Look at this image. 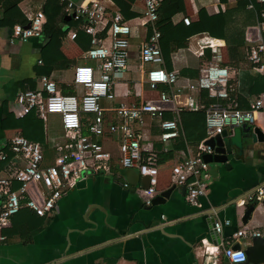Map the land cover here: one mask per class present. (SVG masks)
<instances>
[{"label": "crops", "instance_id": "obj_1", "mask_svg": "<svg viewBox=\"0 0 264 264\" xmlns=\"http://www.w3.org/2000/svg\"><path fill=\"white\" fill-rule=\"evenodd\" d=\"M114 1L132 23L142 13V0ZM182 3L184 12L172 16L175 24L184 16H189L190 22L196 20L200 7L205 8L208 15L219 11L225 13L226 22L222 29L224 37L197 31L185 39V47L171 52V69L178 72L179 82L196 77L191 76L193 70H197L195 73L198 74L201 60L210 57L207 42L216 39L224 43L220 47L222 64L230 68L233 103L240 108L248 107L256 94L264 92V78L259 76L263 74L252 68L249 54L254 49L248 46L252 44L245 39V33L253 31L252 26L258 22L257 12L254 8H246L245 0H182ZM12 5L10 0H0V18L4 7ZM14 6L22 14L42 8L45 21L39 36L14 42L8 39L11 27L0 24V148L7 144L8 137L15 130H19L25 137L43 144L45 163L48 164L55 155V146L64 140L59 115L38 110L25 119H17L13 114V99L19 89L35 88L41 74L51 75L61 90L68 92L71 89L68 82L72 77V67L84 62L93 63L81 59L82 52L90 46V36L84 31L78 36L82 31L79 30L75 38L68 37L67 29L72 21L65 19L67 15L59 0H17ZM48 23L53 37L43 34V27ZM149 33L147 28L135 29L130 41L136 65H129L125 79L130 90L141 89L145 99H156L157 91L148 90L142 82L144 75L138 68L137 60L138 44ZM170 33L178 37L176 30ZM261 34L264 39V30ZM55 48L68 60L67 65L55 66L45 73L44 68L50 63H46L43 55ZM199 51H204V54L199 55ZM63 60L59 59V65L64 63ZM181 69L186 70L185 75H180ZM158 88H166V85L161 84ZM125 90L126 87H120L114 101L103 99L102 104L106 106L138 99L134 94L127 96ZM201 93L197 94L198 100L204 101ZM183 110L195 111L187 108L179 111L182 134L169 141L158 139V120L147 119L141 126L142 143L151 144L162 154L156 195L171 187L162 202L152 201L146 205L138 197L135 188L147 187L149 178L140 175L135 168H121L115 163L119 155L118 135L109 134L104 138V145L114 156V171L90 173L85 179L75 181L48 215L38 216L26 207L21 208L13 215L11 227L2 231L6 238L0 240V264H206V254L201 246L203 238L209 245L217 247V253L211 254L217 264H233L223 254V247L232 244L245 250L254 238L251 235L234 237L233 233L241 228L259 232L258 237L264 246L262 202L256 203L246 222L242 221L245 208L235 204L236 199L264 184V141L251 143L245 139L242 156L231 157L229 167L211 163L217 166V172L212 176L207 170L208 190L200 198L201 206L191 205L184 198L183 187L169 181L170 166L179 153L184 156L194 154L204 138L200 141L186 138L181 117ZM166 113L169 114L167 118L174 116L168 108L164 115ZM49 114L57 115L59 130H49ZM195 116L198 123L201 116ZM109 117L107 113L106 118ZM203 131L202 126L195 137ZM162 215L165 217L162 218ZM212 217L216 221L227 219L229 223L223 224L219 233H212Z\"/></svg>", "mask_w": 264, "mask_h": 264}, {"label": "built area", "instance_id": "obj_2", "mask_svg": "<svg viewBox=\"0 0 264 264\" xmlns=\"http://www.w3.org/2000/svg\"><path fill=\"white\" fill-rule=\"evenodd\" d=\"M64 13L70 16L72 24L67 35L73 39L79 30L90 36V46L81 54V59L93 61L72 67L68 85L70 92H64L49 74L37 78L35 88L19 89L13 99V114L25 119L38 110L59 115L64 140L55 146L51 163H45V148L39 141L25 137L15 130L0 148V240L6 238L4 229L11 227L12 217L26 207L38 216L52 213L57 200L75 181L85 179L90 173H111L114 171V156L104 145V138L117 134L119 152L115 163L121 168H135L140 175L149 177L147 187L137 186L135 192L146 205L151 204L157 194L162 154L152 145L142 143L141 126L149 120H158V139L162 142L182 134L178 113L182 108L203 110L205 113V136L197 145L194 154L179 156L171 164L169 181L184 187L187 203L200 207V198L207 193V163L203 154L212 153L213 148L205 141L224 130L241 125L257 127L264 131V92L256 94L246 108L233 103L230 82V68L222 64L220 47L224 43L216 39L207 42L210 57L202 59L198 75L186 82H179V74L164 66L160 47L161 31L157 26L161 0H142L143 9L132 23L121 12L114 0H59ZM263 3L264 0H256ZM246 8L253 9L251 0H245ZM28 24L19 23L11 27L9 41H26L42 33L45 15L42 8L23 13ZM258 22L253 31L245 33L248 45L254 51L249 54L252 68L264 75V9L258 12ZM185 24L190 17L182 18ZM147 28L150 33L137 47L138 68L148 90H156V99H145L141 89L130 90L125 75L130 65L131 37L136 28ZM203 55L204 51H199ZM166 88L159 89V85ZM120 87H126L125 94H134L138 99L115 102L104 106L103 99L114 101ZM206 92L213 101H199L197 94ZM224 101V102H222ZM174 116L164 117L165 110ZM107 113L110 114L106 118ZM166 152V149L164 150ZM127 186V183H123ZM264 200V184H260L235 200L245 208L247 203ZM165 216L162 215V218ZM229 220L216 221L213 230L219 233ZM259 236V232L248 228L238 229L234 237ZM201 246L206 254V264H217L211 257L217 247L203 238ZM223 254L233 263L246 260L243 248L232 244L224 246Z\"/></svg>", "mask_w": 264, "mask_h": 264}, {"label": "trees", "instance_id": "obj_3", "mask_svg": "<svg viewBox=\"0 0 264 264\" xmlns=\"http://www.w3.org/2000/svg\"><path fill=\"white\" fill-rule=\"evenodd\" d=\"M17 0H10V4H13L10 7L5 6L2 11V17L0 18V24L7 25L8 27H12L13 25L19 23L23 26H26L28 24L26 18L23 16L22 13L16 10L15 4ZM253 3L254 10L258 12L261 9H264L263 3H258L256 0H251ZM183 3L182 0H161L160 6H159V14L157 19V26L161 31V37H160V47L164 59V63L167 67V69H171V63H170V54L172 51L185 47V39L190 36L191 34L196 33L197 31H206L210 33L213 36L218 37H224L222 33L223 26L226 22L225 13H222L219 11L216 14L208 15L205 8L200 7L197 12V19L193 20L189 24H184L182 20H180L178 23L172 22V16L178 12H184L183 11ZM213 21H215L218 24H212ZM176 30L178 32V37L175 35L172 36V33L170 31ZM84 32H79L78 36L83 34ZM43 34L49 37H53L52 28L51 25L48 23L43 27ZM181 36H180V35ZM182 37V38H181ZM51 39V38H50ZM228 53H230L228 49ZM63 54L59 51L58 48H55L52 51H49L48 53L43 55V59L48 64V67L44 68L45 73H49L52 68L55 66H66L68 60L65 58ZM59 59H62L64 63H61L59 65ZM61 68V67H60ZM197 70H193L191 73L192 77L197 76L198 74L195 73ZM186 70L181 69L180 75H185ZM260 77L264 78V75H259ZM240 83V81H239ZM71 89L69 88L68 92H70ZM202 98L205 102L212 101L211 98L207 96V93L202 91L201 93ZM195 115L201 116V119L198 120ZM169 114H165L164 117H168ZM182 121L184 122V132L186 135V138L188 140H191L193 138H196L200 141L205 136V113L203 110H195V111H186L183 110L181 112ZM188 117V119H187ZM190 117V118H189ZM203 121V122H202ZM203 126V133L199 134L198 137H195V134L197 131H200L201 127Z\"/></svg>", "mask_w": 264, "mask_h": 264}, {"label": "water", "instance_id": "obj_4", "mask_svg": "<svg viewBox=\"0 0 264 264\" xmlns=\"http://www.w3.org/2000/svg\"><path fill=\"white\" fill-rule=\"evenodd\" d=\"M65 19H70V16H66ZM10 30L11 29H9V32ZM245 139H249L251 143L263 142L264 131H261L257 127L251 128L249 125L243 124L240 127H235L232 132L226 129L222 133L217 134L205 141L210 145L211 148H213L212 153H205L202 156L204 161L207 163L208 171L212 176L216 174L217 166H212L211 163L229 167L231 157L238 158L242 156L244 146L246 145ZM170 191L171 187L154 196L152 199L153 203L162 202L169 195ZM256 203L257 202L246 204L244 213L242 215L243 222H246L250 217V213L254 209ZM262 204L264 205V200L262 201ZM211 220L213 226L215 219L212 217ZM211 232L215 233L213 229ZM235 247L238 246L235 245ZM245 252L246 260L239 262L238 264H264V246L258 236H254L252 242L246 247Z\"/></svg>", "mask_w": 264, "mask_h": 264}, {"label": "rangeland", "instance_id": "obj_5", "mask_svg": "<svg viewBox=\"0 0 264 264\" xmlns=\"http://www.w3.org/2000/svg\"><path fill=\"white\" fill-rule=\"evenodd\" d=\"M130 50H131V53L132 52H134V48L131 46V44H130ZM72 51V50H71ZM75 51V50H74ZM76 52V51H75ZM130 58H131V60H130V64H131V66L132 65H134L135 64V61H134V59H135V57L131 54V56H130ZM136 65V64H135ZM69 76H70V72L68 71V73H67ZM48 117H49V119L50 120H48V125H49V130L50 131H57V130H59V124H58V117H57V115L56 114H49L48 115ZM53 117H55V121H53Z\"/></svg>", "mask_w": 264, "mask_h": 264}]
</instances>
